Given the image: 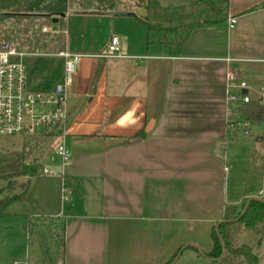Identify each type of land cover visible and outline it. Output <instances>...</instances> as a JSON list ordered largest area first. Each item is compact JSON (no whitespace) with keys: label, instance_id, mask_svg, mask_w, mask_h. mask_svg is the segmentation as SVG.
I'll return each instance as SVG.
<instances>
[{"label":"crops","instance_id":"0c3cea01","mask_svg":"<svg viewBox=\"0 0 264 264\" xmlns=\"http://www.w3.org/2000/svg\"><path fill=\"white\" fill-rule=\"evenodd\" d=\"M196 1L154 0L159 7ZM231 16L237 18L234 27ZM119 17L134 20L112 32L107 45L71 50L67 29L65 47L90 55L68 87L67 122L58 135L72 157L61 159L57 176L35 178L11 212L25 217V224L33 217L51 220L57 264H165L183 246L177 261L187 250L192 260H209L211 233L225 206L261 197L264 183L250 139L229 135L226 94L227 73L235 71L232 92L264 101V0H228L217 22L198 27L178 46L166 38L148 43L147 29L135 16ZM113 36L120 39L121 56L94 57ZM59 57L41 80L27 70L30 86L39 81V89H54L64 77ZM242 80L248 87L239 89ZM263 245L264 237L255 250L260 261Z\"/></svg>","mask_w":264,"mask_h":264},{"label":"trees","instance_id":"16d2710c","mask_svg":"<svg viewBox=\"0 0 264 264\" xmlns=\"http://www.w3.org/2000/svg\"><path fill=\"white\" fill-rule=\"evenodd\" d=\"M228 0H198L196 2L179 7L176 11L154 5L149 0H0V12L20 13L0 17V35L9 40L19 49L30 52L57 53L65 48L67 17L60 19L58 33L43 32L42 27L51 26L50 17L38 16L39 13L68 12L75 10L85 12H133L144 8L147 14L135 17L145 26L148 33V43L168 39L173 46L183 43L187 37L198 27L212 24L220 19ZM26 13V14H21ZM38 22L41 27L35 28ZM52 27V26H51ZM172 33L173 37L168 38ZM244 95V93H242ZM237 117L244 118L252 123L264 121V101L250 99L243 102L238 99L230 102L228 131L231 138H238ZM245 138H250L243 136ZM38 136L24 139V151L37 143ZM253 152V164L257 171L264 173V139L255 140ZM264 198V183L262 187ZM8 198L0 197V217L4 214V206ZM248 198H244L240 204L225 206L223 221L219 225L218 235L216 226L213 227L211 237L213 247L206 255L212 264H233L242 259L246 264H261L260 256L249 243H239V237L243 228L254 233L256 248L261 245L264 237V201L252 200L245 214L235 220L243 211ZM60 251L64 250V226L60 229L58 238ZM224 245L226 248L223 257ZM180 251V250H179ZM173 256L165 263L170 264L178 255Z\"/></svg>","mask_w":264,"mask_h":264},{"label":"rangeland","instance_id":"374dc122","mask_svg":"<svg viewBox=\"0 0 264 264\" xmlns=\"http://www.w3.org/2000/svg\"><path fill=\"white\" fill-rule=\"evenodd\" d=\"M160 1L167 3V0ZM152 2L155 3L154 0ZM156 5L159 6V4ZM162 6L171 11H176L179 8V6L169 4ZM70 12L66 20L68 24L67 43L71 50L76 46L94 45L99 41H104L107 45L112 32L119 34L117 31L123 27H128V20H132V22L134 20L130 17H119V15L95 16L92 12L81 13L75 10ZM51 26L54 29L59 28L58 24H51ZM34 27L40 28L41 25L36 22ZM105 36L106 38H104ZM204 36L207 37V35ZM172 37L173 35H171ZM60 59L54 53L34 52L26 56L24 62L29 73L41 80L44 69L55 67ZM31 87L39 89V81L33 82ZM250 98L258 100L253 95H250ZM237 119V131L241 138L242 136L250 137L254 147L256 138L264 139V121L252 123L244 118L237 117ZM244 131H248V133ZM59 144V136L56 135L45 138L42 142L33 143L24 151L23 137L0 135V197L8 198L4 206V214L0 217V264H27V257H29L30 264H57L55 256L58 243L54 232L51 231V220L47 216L33 217L29 224H25V217L15 215L11 211L23 203L22 199L25 200L31 191L33 180L42 176L43 172H40L43 171L44 167L56 172L53 177L58 175V164L61 161V157L57 154ZM23 169L25 172L22 171ZM261 185L262 180L258 179V184L254 186L256 191ZM27 227H29V235ZM239 243H249L256 250L253 231L243 228ZM261 250L262 260L260 262L264 264V245ZM190 256H192V251H185L175 264H212L211 259H203L202 262H197L192 260ZM233 264H246V262L239 259Z\"/></svg>","mask_w":264,"mask_h":264},{"label":"built area","instance_id":"2783aa9c","mask_svg":"<svg viewBox=\"0 0 264 264\" xmlns=\"http://www.w3.org/2000/svg\"><path fill=\"white\" fill-rule=\"evenodd\" d=\"M228 22L230 27H234L237 18L231 16L228 18ZM41 29L43 32L49 33L59 32L47 25ZM120 50V39L118 36H113L107 50L94 55V57L105 59L121 56ZM32 53L34 52L19 49L0 35V135L21 136L24 139L59 135L67 122L68 87L83 58L90 56L72 52L66 47L58 51L56 54L63 57L65 61L64 77L61 82L55 85L54 89L48 90L34 89L30 86L24 59ZM235 80H237L236 72L229 71L226 88L229 112L230 102H235L238 99L249 102L251 99L249 94L232 92L230 86ZM237 86L239 89L248 87L243 80ZM244 132L248 133V131ZM57 154L64 163L69 162L72 157L71 150L64 143L58 145ZM43 173L54 175L56 172L45 167ZM260 196L263 197L262 190ZM62 198L64 202L70 200V190L66 180L63 183Z\"/></svg>","mask_w":264,"mask_h":264},{"label":"water","instance_id":"95a60500","mask_svg":"<svg viewBox=\"0 0 264 264\" xmlns=\"http://www.w3.org/2000/svg\"><path fill=\"white\" fill-rule=\"evenodd\" d=\"M113 13L114 15H126V16H136V15H139V16H143V15H146L147 14V10H144V9H136L135 11L133 12H111ZM17 14H20V13H10V12H0V17L2 16H6V15H17ZM21 14H26V13H21ZM38 16H44V17H50L51 20H52V23L53 24H58L60 19L63 18V17H67L68 13L67 12H54V13H39V14H36ZM260 200V201H264V198L263 197H259V196H253V197H250L248 198L246 204H245V207L243 209V211L241 212V214L235 219V220H238L240 217H242L245 212L247 211L248 207H249V204L252 200ZM225 220H220L218 222V224L216 225V231L218 233V235L220 236L221 240H222V237L219 233V225ZM186 248V246H183L180 251L178 252V255L177 257L170 263V264H174L177 259L179 258V256L181 255L182 251ZM225 252H226V248H225V245H224V250H223V254L221 257H223L225 255ZM205 256L207 258H209L206 254ZM210 259V258H209Z\"/></svg>","mask_w":264,"mask_h":264}]
</instances>
